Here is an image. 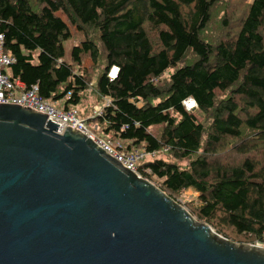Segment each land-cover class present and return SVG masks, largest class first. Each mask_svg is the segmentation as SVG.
<instances>
[{
    "label": "trees",
    "instance_id": "16d2710c",
    "mask_svg": "<svg viewBox=\"0 0 264 264\" xmlns=\"http://www.w3.org/2000/svg\"><path fill=\"white\" fill-rule=\"evenodd\" d=\"M0 35L12 80L70 94L94 133L156 152L138 173L176 200L198 193L190 212L219 234L262 238L264 0H0Z\"/></svg>",
    "mask_w": 264,
    "mask_h": 264
},
{
    "label": "water",
    "instance_id": "95a60500",
    "mask_svg": "<svg viewBox=\"0 0 264 264\" xmlns=\"http://www.w3.org/2000/svg\"><path fill=\"white\" fill-rule=\"evenodd\" d=\"M48 114L0 103V264H264Z\"/></svg>",
    "mask_w": 264,
    "mask_h": 264
},
{
    "label": "built area",
    "instance_id": "2783aa9c",
    "mask_svg": "<svg viewBox=\"0 0 264 264\" xmlns=\"http://www.w3.org/2000/svg\"><path fill=\"white\" fill-rule=\"evenodd\" d=\"M15 62V58L10 53H6L3 49V35H0V103H12L25 107L36 108L45 111L48 114V119L59 124L58 133H63L68 123L75 126L78 130L88 135L96 144L110 153L113 157L123 163L131 171L138 173L139 163L148 156H154L156 152H148L143 148L134 150H125L120 147L115 141L102 137L94 133L89 127L87 121L80 116L77 108L70 107L65 109L64 104L69 98L52 102L42 99L39 96V87L32 85L31 88L25 89L24 83L19 79L12 80L9 77V67ZM119 68L113 66L108 73L110 79H115L118 75ZM109 100L102 106L95 107L94 116L100 115L103 107L109 106ZM188 110L195 108L196 102L193 98H188L184 101ZM140 175V174H139ZM141 176V175H140ZM251 244L264 247V231L262 238L252 242Z\"/></svg>",
    "mask_w": 264,
    "mask_h": 264
},
{
    "label": "rangeland",
    "instance_id": "374dc122",
    "mask_svg": "<svg viewBox=\"0 0 264 264\" xmlns=\"http://www.w3.org/2000/svg\"><path fill=\"white\" fill-rule=\"evenodd\" d=\"M64 20H66V16L62 13L59 12L58 13ZM74 40H67L64 42V48H65V52H66V59L70 58L71 55V49L72 46L74 44ZM91 63L90 60L86 61V64L89 65ZM169 72H172V70H170ZM89 127L91 128V126L89 125ZM158 127H155L154 129H156ZM158 157H165L169 162H177L182 168H186L188 166L189 160H174V159H170L169 157H166L164 155H159ZM197 197H198V193L194 192L193 190H186L184 192H182L179 197L178 200L188 208V210L190 211L192 206H195L197 204ZM191 213L193 214V212L191 211ZM194 215V214H193ZM196 217V216H195ZM235 241V240H234ZM237 242V241H235ZM239 243V242H238ZM249 243V242H248Z\"/></svg>",
    "mask_w": 264,
    "mask_h": 264
},
{
    "label": "crops",
    "instance_id": "0c3cea01",
    "mask_svg": "<svg viewBox=\"0 0 264 264\" xmlns=\"http://www.w3.org/2000/svg\"><path fill=\"white\" fill-rule=\"evenodd\" d=\"M106 100H108V99H106ZM106 100L101 104V105H97L96 107H98V106H102L105 102H106ZM79 111V110H78Z\"/></svg>",
    "mask_w": 264,
    "mask_h": 264
},
{
    "label": "clouds",
    "instance_id": "9594fccd",
    "mask_svg": "<svg viewBox=\"0 0 264 264\" xmlns=\"http://www.w3.org/2000/svg\"><path fill=\"white\" fill-rule=\"evenodd\" d=\"M118 67V66H117ZM119 68V67H118Z\"/></svg>",
    "mask_w": 264,
    "mask_h": 264
}]
</instances>
